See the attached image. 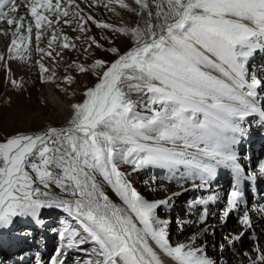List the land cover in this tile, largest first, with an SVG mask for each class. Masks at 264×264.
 Wrapping results in <instances>:
<instances>
[{
    "label": "snow or ice",
    "instance_id": "snow-or-ice-1",
    "mask_svg": "<svg viewBox=\"0 0 264 264\" xmlns=\"http://www.w3.org/2000/svg\"><path fill=\"white\" fill-rule=\"evenodd\" d=\"M95 3L89 0V6ZM113 4L138 16L139 23L118 27L84 16L77 0H0V22L8 26L0 34L12 35L8 58L25 59L34 37L41 79L49 71L43 59L54 58L53 46L61 38L62 49L76 47L56 25L75 20L85 32L91 21L132 41L125 51L106 49L114 54L111 60L68 64L69 71L97 79L80 102L70 105L66 124L0 139V228L21 217L42 224L41 210L55 208L72 223L59 231L63 243L49 264H66L65 249L90 253L79 264H166L164 258H170L168 264H217L195 233L186 242H170L169 221L158 210L171 208L172 197L149 200L120 165H132L133 171L166 169L173 179L183 173L179 179L200 181L194 188L212 182L217 169H227L232 184L221 221L238 210L245 195L242 182L257 174H246L236 146L250 118L259 117L264 126V80L250 71L256 53H264V0H107L104 7L114 10ZM21 7L26 15L19 14ZM47 31L45 49L40 41ZM92 44L102 47L94 39ZM64 79L71 84L75 77ZM258 170L264 176V162ZM105 184L120 203L106 194ZM220 200L212 195L190 206ZM208 216L204 207L198 222ZM239 222L251 227L248 211ZM240 236L224 239L231 243ZM256 251V260L264 261V251Z\"/></svg>",
    "mask_w": 264,
    "mask_h": 264
},
{
    "label": "rangeland",
    "instance_id": "rangeland-1",
    "mask_svg": "<svg viewBox=\"0 0 264 264\" xmlns=\"http://www.w3.org/2000/svg\"><path fill=\"white\" fill-rule=\"evenodd\" d=\"M125 1L131 2V0ZM80 2H83L82 8L84 11L82 15H92L98 21L114 26L119 25L118 21H116L114 4L110 6L114 10L107 11L106 7H104L107 0H96V3L91 6H89V0H77V3ZM106 11L107 15L105 14ZM68 19H72V17L70 16ZM122 19L120 23L123 26L131 27L139 23V17L129 11ZM56 27L60 32H64L62 35L73 36L76 51L73 53L69 49H62L61 44L63 41L61 38V44L53 46L55 49L54 58L45 56L43 59L49 71L44 74L45 79H41L39 66L36 63L37 60L41 59V54L35 51L36 44L33 40L34 43L32 42L30 51L24 53L25 59H23L25 64L30 65L36 71L31 79L34 86L32 89L15 88V85L14 88L9 89L12 72L9 67L7 46L12 36L7 39L3 47H0V55L4 56V60H0V139L16 132H35L49 126L60 127L66 124L71 117L70 105L80 102L83 99L84 90L93 86L97 79L96 76H83L74 69L69 71L68 64L76 62L89 65L98 58L111 60L114 58V54L107 52L106 49L116 47L121 51H125L132 43L130 37L121 33L113 32L110 29L98 28L96 25L91 26V21L87 23L85 32L79 31L75 20L70 26L60 24L56 25ZM48 34L51 36V32H48ZM89 38L94 39L102 47L97 48L95 44H92V39ZM90 45L91 47H89ZM40 47L47 49L48 42L44 45L40 44ZM55 52H60L61 55L55 56ZM63 55L66 60L60 59ZM251 66L253 65L250 63V70ZM67 75L75 77L73 83L68 84L64 79ZM25 81L22 80L21 83ZM48 90L55 93L52 94ZM53 95L58 98V102L53 100ZM120 168L121 171L128 174L127 178L133 187L149 200L172 197L171 204L173 206L171 208H160L158 214L162 219L169 221V239L173 245L186 242L188 237L194 233L197 234V222L201 210L204 207L215 205V203L209 201L208 205L190 206V202L198 198L207 199L212 195H216L215 190L205 188L206 186L210 187L211 183L199 189V187H193V184L200 183L198 179H179V176L183 175V173H178V178L173 179L172 173L158 167L148 166L133 171L132 165L121 164ZM217 172L218 175L222 174L219 169H217ZM225 186L230 188L229 183ZM53 191L57 196L63 195L59 189L53 188ZM104 191L113 202L120 203L119 197L106 184L104 185ZM174 193H179V195L173 196ZM245 200H250L251 202L252 199L246 197ZM39 215L40 220L43 222L42 224L34 223L31 218L21 217L16 218L14 223L7 228H0V264H37V262L39 264H49L53 255H59L56 249L63 242L60 240L58 233L64 227L65 222L72 223L71 218L68 217L67 213L55 208L42 209ZM235 217L232 216L233 221ZM184 221H190V223L184 224ZM225 227L228 228L229 226ZM53 229L56 231H53ZM207 231L208 236H213L212 226L208 227ZM241 233L243 231L237 236H240ZM233 241L231 243L227 241L223 245L231 249L234 247ZM250 241L251 239L240 236V239L236 240V245L242 247L249 244ZM197 243L205 246L206 254L216 260L217 264H231L219 259L221 240L212 239L211 242L209 240L208 242L205 240L201 242L197 237ZM88 255L90 253L81 252L78 249H65L61 259L66 261V264H79V261ZM239 264H251V262L243 261L239 262Z\"/></svg>",
    "mask_w": 264,
    "mask_h": 264
},
{
    "label": "bare ground",
    "instance_id": "bare-ground-1",
    "mask_svg": "<svg viewBox=\"0 0 264 264\" xmlns=\"http://www.w3.org/2000/svg\"><path fill=\"white\" fill-rule=\"evenodd\" d=\"M79 4H80V7L82 8L83 2H80ZM114 5H115V13H116V19H117L116 21H118L117 23H119V25L118 24L117 25L123 26L120 23V20L124 17L125 14H127L128 10L120 8L118 4H114ZM106 10L109 11V8H106ZM107 11L105 12L106 15H107ZM19 14L26 15L25 8L21 7ZM104 18H106V16H104ZM28 19L30 20L29 17H28ZM93 25H95V24L91 22V26H93ZM0 28L7 29L8 26L6 23L0 22ZM48 32L50 33L51 31L45 32L44 37L40 41V44H43V45L47 44L48 39L50 38ZM60 33L63 34L64 32L61 31ZM11 36H12L11 32H9L8 35L0 34V47H3L6 44L7 39ZM69 38H70V42L74 44L73 36L71 35ZM33 40H34V37H33ZM34 41H33V43H34ZM59 44H61V42L57 43V45H59ZM69 50H71V52H73V53L76 51L75 48H69ZM60 59L66 60V57L63 55ZM8 60H9L10 71L12 72V78H11L9 89L14 88V84H12L13 81L17 82V84L15 85V88H23V89H27V90L34 88V86L32 84L33 82L31 79L33 78L32 75L35 74V72H36L35 69L33 67H30V65L25 64V62H23V60L19 59V58H17V59H9L8 58ZM250 63H251V65H253V66H251L250 71L257 74L261 80H264V70H262V69H264V53L257 52L255 57L251 60ZM22 80H26V81L24 83H21ZM48 91H51V90H48ZM51 92H52V94L55 93L53 91H51ZM53 97H54L53 100L58 102V98L54 95H53ZM263 148L264 147H262V149ZM262 149L258 150L257 153H261ZM244 155L245 154H243V156ZM253 158L256 159L255 153L252 156V159ZM262 162L263 161H261L259 163L257 162V164H255V166H259V164ZM255 169L258 170L257 168H255ZM228 175H229V173H227L226 175H218L217 174L216 178L212 182H210L211 186L205 187V188H211V190H213V191L215 190L214 191L215 194L221 196L222 200L217 201L215 203V205L212 207H207L209 210V216H208L205 223L202 224V223L196 221L197 222V230L196 231H198L197 237L199 240H201V242L203 240H205L207 242L209 240V242H211L212 239H214V240H221L220 244H223V243L228 241V240L224 239L225 237H229V239H231V237L237 236L241 231H243L242 238L245 237L247 239H251L250 243L246 244L242 247H238L239 245H236L237 244L236 240H234L233 241L234 247H232L231 249H229L226 245H224V248L221 249L220 253L218 254L219 259H223V260H225L231 264H237V263L239 264V262H243V261L251 262V264H264V261L256 260L257 255H259V253L256 251V249L259 248L261 251H264V197L262 198L264 190H261L259 188V190L257 191L258 196H261V198H259L260 201L258 200V196L256 194L250 193V191L249 192L244 191V193H245L244 201L240 204L238 210L230 213L229 217L225 221L222 222L221 221V210L224 207V201H226V193L229 191V188H227V186H225V185L227 183H229V187H230V184H232V180L230 179V176L228 178ZM257 184H258V181H257ZM202 188H204V187H201V188L199 187V189H202ZM250 194L253 196V199L255 201L251 200V202H250V200L249 201L245 200L246 197L252 198V196H250ZM244 211H248V213H249V217L251 220V227L250 228L245 227L244 225H242L239 222V217L243 215ZM232 216H236L234 221H233ZM211 226H212V233H213L212 235L213 236L210 237V236H208L207 229H208V227H211ZM225 226H229V227L226 228ZM237 247H238V249H237ZM164 259L166 261V264H168V262L170 261V258H164Z\"/></svg>",
    "mask_w": 264,
    "mask_h": 264
}]
</instances>
